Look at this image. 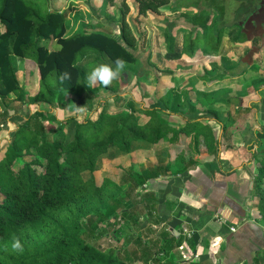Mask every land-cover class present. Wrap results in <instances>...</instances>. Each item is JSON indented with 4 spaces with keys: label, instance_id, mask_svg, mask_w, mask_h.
<instances>
[{
    "label": "trees",
    "instance_id": "1",
    "mask_svg": "<svg viewBox=\"0 0 264 264\" xmlns=\"http://www.w3.org/2000/svg\"><path fill=\"white\" fill-rule=\"evenodd\" d=\"M0 1V98L15 95V99L39 108L31 110L28 116H21V124L14 127L7 144L0 149V264H130L134 259L131 254L122 255L116 248L102 250L93 244L109 231L119 240L128 220L137 224L141 219L142 214L133 211L142 201L149 210L146 211L148 216L157 214V223L161 224L157 238L149 241L151 245L145 248L143 261L150 264L156 259L155 254H162L171 259L170 264H176L172 253L184 238L175 236L166 227L158 213L160 197L150 190V182L183 173L195 165L202 147H212L213 134L203 130L198 116L185 117V123L173 126L162 115L166 112L164 109L147 107L135 98L118 110L106 106L96 118L90 116L96 110L94 103L101 89L115 92L118 81L110 87L89 88L86 75L90 65L85 59L112 62L121 57L127 62L126 71L140 61L141 43L138 44L121 7H118L122 10L121 23H118L117 12L105 7L99 9L95 5L97 0H47L46 11L29 0ZM75 1L91 9L93 23H89L93 27L68 35L67 8ZM126 3L123 5L127 9ZM175 8L173 0H139L132 20L146 13L157 18L165 9L175 11ZM102 18L111 26L102 23ZM165 24L162 54L167 60H179L184 55L198 59L202 52L220 55L224 26L208 10L182 11ZM209 32H215L212 47ZM52 42H55L53 48ZM154 48L152 41L150 50L154 52ZM15 58L32 60L23 69V82ZM218 68L215 62L209 67L203 65V72L197 75L200 80L195 85L183 88L173 98L165 96L167 107L175 112H182L183 107L192 113L203 110L221 123V110L231 108L234 98L217 101L221 106L211 104L213 87L208 83L223 76L210 71ZM65 70L71 72V80L61 82L59 77ZM164 77L163 73L157 77V92L163 88ZM34 78L36 83H33ZM207 86L210 88L206 89ZM146 96L147 91H142L141 97ZM45 107L49 110H43ZM60 109H71L75 115L60 119L56 116V110ZM81 113L84 117L79 119ZM230 113L226 114L227 122ZM33 115L36 116L32 118ZM41 118L58 127L48 131ZM9 122L10 119L6 120L3 126L7 130ZM227 122L221 123L222 126ZM73 124L71 131L69 127ZM158 145L167 146L169 160L166 164L138 169L139 163H131L128 169L131 172L126 170L120 180L104 174L99 165L108 156L126 155L129 159L146 150L154 154ZM26 156L32 159L18 163ZM255 158L253 197L264 218V154L257 153ZM106 171L112 172L111 169ZM15 238L23 244L20 253L11 249ZM128 243L129 238L124 240L123 246Z\"/></svg>",
    "mask_w": 264,
    "mask_h": 264
},
{
    "label": "crops",
    "instance_id": "2",
    "mask_svg": "<svg viewBox=\"0 0 264 264\" xmlns=\"http://www.w3.org/2000/svg\"><path fill=\"white\" fill-rule=\"evenodd\" d=\"M69 8L68 35H73L79 31L72 32L73 16L76 12L70 16L73 9L71 6ZM253 10L237 24L246 37V40L241 41L243 45L241 47L243 49L246 46L249 47L247 53L251 55L253 63L248 65L251 69L258 67L259 75L251 80L254 88L246 92L242 100H239L244 108L239 107L241 113L231 114V108L227 107L221 110V123L227 122L225 117L227 112L230 113V120L225 127L215 121L209 112L197 110L192 113L187 107H183L182 112H175L167 107L164 98L169 96V93L175 95L173 90L177 88L179 81L175 79V76L183 74L182 70L169 72L170 75H166V79L163 80V88L158 92L156 91L158 81L155 86L146 90L148 99L154 98L156 102L160 101L163 104L162 106L153 103V107L164 109L170 116L177 118L175 120L167 118L173 126L179 127L185 123V117L198 116L202 124H206L203 130L214 136V142L210 145L212 147L210 149L202 147L195 165L190 166L183 173L159 177L150 182V190L155 191L160 197L158 213H161L166 227L175 236H182L185 239L183 246L179 247L186 248V253L191 260L199 261L201 264H264V218L255 206L253 197V178L257 173L255 154H263L262 151H264V9L261 14L256 11L260 15H255L245 26ZM88 11L87 17L93 15V12L89 9ZM54 45L55 42H52L51 48ZM16 61L19 76L23 82L22 60L17 58ZM169 78L174 79V84L167 85L166 81ZM199 80L196 76L194 84L184 87H192ZM215 80L217 81L214 79L212 82L214 83ZM33 83H36V78ZM106 92L112 91L103 88L95 99L94 108L98 110L90 114L93 118H96L101 107L106 105V100H102ZM109 97L110 100H116V97ZM98 100L101 101L98 102ZM45 109L49 110V108H43ZM241 109L243 112L249 111L247 118L245 117L247 112L243 113ZM58 114L59 111L56 110V115ZM83 117L79 114L78 118ZM12 120L10 119L9 122L10 129L7 130V137H10L11 131L16 126ZM229 122L233 123L228 124ZM219 129L222 130L220 137ZM163 147L167 157L163 163L166 164L169 155L167 146L163 145ZM189 229L192 231H187Z\"/></svg>",
    "mask_w": 264,
    "mask_h": 264
},
{
    "label": "rangeland",
    "instance_id": "3",
    "mask_svg": "<svg viewBox=\"0 0 264 264\" xmlns=\"http://www.w3.org/2000/svg\"><path fill=\"white\" fill-rule=\"evenodd\" d=\"M113 1L114 3L110 4V0H97L95 5H98L97 7H99V9L101 7H105L111 12L116 11L118 14V23H121L122 10L126 13L127 23L131 25L132 30L136 34L138 38V44L140 45L141 43V46L138 48L140 61L138 64H133L132 66H130L129 69H127L128 71L125 70L126 68L124 69L120 77L117 79L118 85L117 90L115 92H106V95L102 96V100H106V105L101 107L102 109L106 108L107 106L111 110H118L120 109V107L125 106V103L131 98H135L138 102L142 101L146 106H153V103H155V105L163 106L160 101L156 102L154 98H152L151 100L148 99V97H145L144 99L141 97L142 91H145L147 90V88L149 89L152 86H155V84L157 83V77L159 75H161L162 73L164 75H170L169 72H173L176 70L184 71L183 74L175 76V79H179L178 86H176L177 88L173 90V92L176 94L181 89L185 88L184 86L192 85L195 83L197 74L199 75L203 72V65L209 67L211 62H215L217 65H219V68L215 70L211 69L210 73L213 75L220 74L221 76H223V78H219L217 79V81L215 80L214 83H210V85L213 83L212 87L214 89H211L213 92L212 98L210 99L212 100L211 104L215 102V106H221V100L227 99V97H232V99L234 98V104L231 107V113H241L239 107L242 106L239 100H242L246 92H250L254 88L253 84L251 83V80L254 79L256 76L258 77L259 70L258 67H254L251 69L246 62L242 61L247 56V54H249L247 53L249 51V47L246 46L245 49L241 47L243 46L241 44V41L246 40V37H244V34H242V30L240 31V26L238 24L239 22H242L248 15L251 14V10L255 5H257V0H173V4L177 6V9H174L175 11H172L173 9H165L162 13V16H159L157 18L153 17V15H151L152 13H146L147 15L140 14L138 19L135 20H132V17L136 16L137 14L139 0ZM29 2L41 5L42 10H47V0H29ZM123 3L128 4L129 7L127 9L124 8ZM1 4L2 3L0 1V7ZM70 6L73 9L70 13V16L74 15V13L76 12V14L73 16L72 32L81 31L86 27H93V25L89 23V21L92 22L90 19L91 15L88 16L89 18L87 17V14L89 12L88 9L90 10V12L92 11L87 5L83 4L82 2L75 1L71 5L69 4L67 12L70 10ZM118 7H121L122 10H118ZM196 8L208 10L210 13L213 14V17L215 19H219L222 26H224L222 40L223 44L221 47L220 55L217 54L215 56H210L206 52H202L198 59H194L184 55L179 60H167L162 54V47L165 46L163 44L164 41L162 40L166 28L165 22L167 20H172L182 11L192 12L195 11ZM101 21L107 26L110 25V22L107 19L102 18ZM102 28H105V26ZM230 30L232 34H230ZM214 35L215 32H209V37H211V40L212 36ZM144 38L146 42L144 41ZM182 39L183 32L181 31V33L179 34L180 45ZM152 41L155 42L156 46V48H154V52L150 50ZM212 44L213 40L209 46L212 47ZM150 51L152 52V56H150ZM20 59L22 60V69L26 67V63L28 64L30 61H32L28 60L26 62L22 58ZM16 60L17 58H15V63L17 64ZM85 61L88 65H90V67L97 63H100L97 59L92 57L86 58ZM19 73L20 72H18V74ZM124 75H126V78L123 77ZM172 78H169L166 81L167 85L174 84V79ZM164 79L166 78L164 77ZM182 80H184V82ZM202 86L204 88V84ZM207 88L210 87L207 86L206 89ZM168 95L171 98L174 97V95H172L171 93H169ZM111 96H113L114 98L116 97V100L108 99V97L111 98ZM213 99H215L216 101H214ZM100 101L101 100H98V102ZM223 103H225V101ZM236 105L238 106L236 107ZM95 106L97 105L95 104ZM33 109L34 111L38 110L36 105H29V103L27 102H21L15 99V95H12L6 99L0 98V130L2 129V134L0 135V149L3 148L5 144H7V141L9 139V137H7V129L3 127L6 123V120L13 119L12 121L15 122L16 125H20V117L28 116L31 110ZM242 109L244 108L242 107ZM242 109L241 111L243 112ZM216 110L219 111L218 108H216ZM245 112H247L245 114L246 117L249 111H244L243 113ZM72 115H74L73 110L67 109L66 112H63L60 109L59 114L56 116L60 119H64L66 116ZM81 115H83V113H81ZM96 115L97 114H95V116ZM162 115L166 118H170L171 120L177 119L173 115L170 116V114L166 112H163ZM34 116L36 115H33L32 118ZM41 119L44 122V125L46 126V129L48 131H52L58 127L57 124L52 125L50 121H47L48 119ZM49 119H51V116H49ZM34 124L35 123L32 122L31 126L34 127ZM203 126V128H206L205 125ZM69 129L73 131L74 124L71 125ZM221 131V129L218 130L219 137ZM262 152L264 154V151ZM141 154L138 155V157H135L133 155L129 159H126V157H128L126 155H119L117 157H104L101 160V163H99V165L103 170L102 172L104 174L111 175L117 180H120L123 174H126L125 171H128V169L131 167V163H139L138 169H142L145 167H152L153 165L163 164L165 159H167L164 147L159 145L156 147V151L154 154H149L147 150L142 151ZM31 159V156H26L23 159L19 160L18 163L29 161ZM106 169H111L112 172H108L106 171ZM130 172L131 171H128L127 173ZM97 178L100 180V172L99 175H97ZM144 204V201L140 202L139 205L136 206L133 211L135 213L140 212L142 214V217L139 222L136 224L132 219L128 220L127 223L124 224V226L127 227L123 229L122 235L120 236L119 240H116L113 237L112 231H109L107 235H102L99 239L95 240L93 245L102 250H108L110 248L119 249L122 255L131 254V256H133L132 258L134 259H132L133 261H130V264H146L143 261V254L145 252V248L151 245L149 241H154L157 238L158 233L160 232L159 228L161 227V224L157 223L158 215L154 213L155 210L153 212L154 215H152V217L148 216V212L146 211L149 210L144 208L146 207ZM111 228L112 227H110L109 229ZM187 231L192 230L189 229ZM127 238H129V243L127 244V246H123L124 240H126ZM187 238H189V236H187ZM184 242L185 239L180 246H183ZM185 249L186 248L184 247H179L174 251V253H172V260L174 263L186 264V262L192 261L188 253H186ZM155 258L156 259L151 261L150 264H170L171 259L162 256V254H155Z\"/></svg>",
    "mask_w": 264,
    "mask_h": 264
},
{
    "label": "clouds",
    "instance_id": "4",
    "mask_svg": "<svg viewBox=\"0 0 264 264\" xmlns=\"http://www.w3.org/2000/svg\"><path fill=\"white\" fill-rule=\"evenodd\" d=\"M126 66L127 62L121 57H117L112 62H100L91 66L86 75L87 86L89 88H95L97 85L110 87L120 77ZM59 79L61 82L71 80V72L65 70L60 74ZM11 249L16 253L23 251V244L19 238L13 240Z\"/></svg>",
    "mask_w": 264,
    "mask_h": 264
},
{
    "label": "water",
    "instance_id": "5",
    "mask_svg": "<svg viewBox=\"0 0 264 264\" xmlns=\"http://www.w3.org/2000/svg\"><path fill=\"white\" fill-rule=\"evenodd\" d=\"M263 9H264V3H262V4L259 5V13H260V14H261V11H262ZM259 13H258V14H257V12H256V13H253L252 16H250V18H249L248 21L246 22L245 26L247 25V23L251 22V19H252L255 15H260ZM243 31H244V29H243ZM242 61H243V62H246V63L249 64V65H251V64L253 63L250 54H248V55L244 58V60H242ZM252 185H253V182H252Z\"/></svg>",
    "mask_w": 264,
    "mask_h": 264
},
{
    "label": "flooded vegetation",
    "instance_id": "6",
    "mask_svg": "<svg viewBox=\"0 0 264 264\" xmlns=\"http://www.w3.org/2000/svg\"><path fill=\"white\" fill-rule=\"evenodd\" d=\"M262 3H264V0H257V6L253 8L254 9L253 13H255L256 11L259 12V5L262 4Z\"/></svg>",
    "mask_w": 264,
    "mask_h": 264
},
{
    "label": "built area",
    "instance_id": "7",
    "mask_svg": "<svg viewBox=\"0 0 264 264\" xmlns=\"http://www.w3.org/2000/svg\"><path fill=\"white\" fill-rule=\"evenodd\" d=\"M234 229V228H233ZM263 230H264V226H263Z\"/></svg>",
    "mask_w": 264,
    "mask_h": 264
}]
</instances>
